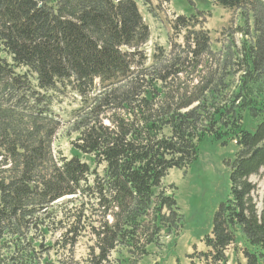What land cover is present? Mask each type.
<instances>
[{
	"label": "trees",
	"instance_id": "obj_1",
	"mask_svg": "<svg viewBox=\"0 0 264 264\" xmlns=\"http://www.w3.org/2000/svg\"><path fill=\"white\" fill-rule=\"evenodd\" d=\"M214 1L250 9L253 31L239 52L225 54L224 68L236 56L235 74L198 75L183 101L181 85L169 92L130 77L150 38L137 0H0V264H54L48 237L61 213L55 204L69 196L99 206L100 260L124 246L144 258L158 235L174 234L155 262L163 264L184 221L162 181L197 162L207 141L238 149L227 162L230 191L216 207L207 246L225 264L224 250L242 241L246 264H264V219L250 181L264 167V0ZM188 39L193 50L199 43L209 49L207 34ZM97 80L104 91L90 97ZM67 84L85 95L88 119L75 120L76 154L56 161L51 144L60 121L47 92ZM79 154L104 162L102 173Z\"/></svg>",
	"mask_w": 264,
	"mask_h": 264
},
{
	"label": "rangeland",
	"instance_id": "obj_2",
	"mask_svg": "<svg viewBox=\"0 0 264 264\" xmlns=\"http://www.w3.org/2000/svg\"><path fill=\"white\" fill-rule=\"evenodd\" d=\"M137 1L144 23L150 28V38L140 47L144 58L141 57L140 61L143 63L130 74L135 82L145 87L155 83L159 86L164 84L167 91L173 84L181 85L180 94L184 101L198 75H207L215 69L219 72L230 70L235 74L233 62L236 56L233 55L224 68L225 54L229 53V47L239 52L241 39H250L254 26L250 9L223 8L214 0ZM180 16L197 18H185L183 22H178ZM185 23L189 25L185 27ZM199 34L209 37V49L206 51H202L200 43L195 50L189 46L188 38H197ZM96 83L97 87L90 97L100 98L103 85L98 80ZM47 93L52 100L51 115L60 121L51 144L52 156L56 161L62 156L70 158L76 154L74 149L79 143L75 120L79 121L83 116L88 119L85 95L70 84L60 85ZM106 116L100 118L105 124H110ZM237 150L232 144L223 146L207 141L202 144L197 162L183 169H172L163 179L161 190L167 195L173 194L178 213L184 221L183 226L177 229L179 234L175 252L170 253L163 264H223V261H215L214 251L207 246V238L213 237V219L218 203L229 195L230 170L227 162L233 160ZM79 155L84 162L102 173L104 162H93V156L89 154ZM250 181L254 187L253 202L260 218L264 219V167ZM80 199L66 198L55 204V209L61 213L56 222L52 221L53 228L48 237V241L52 242L48 252L54 264H155L166 255L168 243L174 234L168 236L162 232L157 236L158 242L148 248L150 254L144 258L137 250L124 246L107 260H100L95 228L99 229L105 219L95 199ZM165 212L169 215L168 209ZM107 219L112 221L111 216H107ZM69 229L74 232H67ZM244 247L242 241L228 246L224 250L225 264H246Z\"/></svg>",
	"mask_w": 264,
	"mask_h": 264
}]
</instances>
